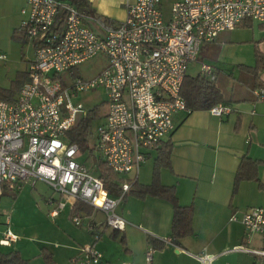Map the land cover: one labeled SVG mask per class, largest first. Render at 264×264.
Returning a JSON list of instances; mask_svg holds the SVG:
<instances>
[{
	"label": "built area",
	"instance_id": "obj_1",
	"mask_svg": "<svg viewBox=\"0 0 264 264\" xmlns=\"http://www.w3.org/2000/svg\"><path fill=\"white\" fill-rule=\"evenodd\" d=\"M162 3H127L124 21L108 28L72 1L25 0L20 29L33 41L35 56L16 97L12 101L0 98V196L3 188L16 191L23 180H42L64 197L49 212L52 218L64 210L66 202L79 201L103 212L107 227L124 230L126 221L116 207L130 183L125 181L117 191L107 189L103 179L81 163L84 151L67 132L77 116L87 111L81 103L74 104V98L98 87L106 91L107 111L97 127L94 148L114 173L122 177L134 173V181L146 152L173 131L174 114L192 112L180 91L187 65L198 59L201 46L245 20L264 23V0H175L168 13ZM88 24L97 25L102 33ZM98 53L106 55L107 64L95 76L68 81L62 75ZM200 69L215 79L210 65L202 64ZM256 94L264 100V90ZM208 111L221 117L231 113L232 107L218 103ZM70 218L81 225L78 213ZM229 220L241 223L245 240L253 234L264 239V206L240 216L232 213ZM87 231L93 240L80 248L72 264H99L102 259L96 247L100 239L96 226L88 223ZM14 240L13 234L6 233L0 244ZM161 240L170 243V239ZM153 253L149 246L147 264ZM254 253L264 256V251ZM196 258L201 264H214L216 256Z\"/></svg>",
	"mask_w": 264,
	"mask_h": 264
},
{
	"label": "crops",
	"instance_id": "obj_2",
	"mask_svg": "<svg viewBox=\"0 0 264 264\" xmlns=\"http://www.w3.org/2000/svg\"><path fill=\"white\" fill-rule=\"evenodd\" d=\"M80 1L82 6L79 10L82 13L95 18L105 27L114 28L124 21L127 3L131 4L135 0ZM173 1L175 0H163L162 7L166 3L169 8ZM23 2L22 8L25 7V0ZM253 23V21H247L239 24L231 31L221 32L215 41L202 45L199 52L200 54L201 52L218 51L217 55L222 52L224 56H230L233 60V70L226 77L233 78L234 71L243 76V79H238L243 88L233 86L228 98L223 95L225 100L229 101L228 105L232 107V112L221 117L214 116L209 111H192L190 114L176 113L173 116L174 129L163 139L170 140L173 145L170 151L171 168H165L167 174H165L164 179L160 172L161 182L164 185L174 187L181 205H192L191 234L180 239L178 246L171 243L165 245H173L176 248V254L182 260L188 261L189 264H201L196 257L202 254L216 256L214 264H252L256 261L261 263L264 259V256L254 253L264 251V244L254 243V238L245 240L241 223L229 220L232 213L240 216L252 207L264 206V164L258 167L260 186L255 181H243L234 192V177L241 157L221 149L233 150L242 156L246 155L264 161V100L258 99L256 93L259 90L252 89L245 84L246 76L241 67L255 64L256 50L264 54V35L258 36L253 29L249 38L230 34L241 28H252ZM259 24L264 25L261 22ZM88 25L97 34L102 33L97 25ZM241 47H249L247 49H249L250 55L242 56ZM212 69L213 74L220 71L216 66ZM25 76L28 78V72H25ZM260 79L264 81V71L260 73ZM217 87L219 88V86ZM220 91L222 92L221 89ZM151 152L154 153L155 157L154 149L147 151L146 157L151 156ZM142 164L136 179L141 184H148L146 175L142 179ZM32 180L31 186H34V181L46 183L42 180ZM22 187L21 181L16 191H20ZM128 195L138 199V202H131L133 206L137 205V208L129 207L116 212L126 221L123 230L125 234L137 230L144 235L146 241L145 255L149 246L156 247V243L148 242V237L151 239H170L172 206L159 197H137L127 193L124 198ZM241 196H244L245 201L240 199ZM50 199L52 202L49 200L48 204L54 209L60 201L55 203L53 198ZM66 205H70L71 209L74 206L69 202H66ZM241 205L245 206L243 211L238 209ZM95 211L98 210L94 209L91 215ZM98 212L104 214L101 211ZM83 214L86 216L85 213ZM104 220L105 215L102 221L90 220L89 223L94 224L97 228L98 225L104 223ZM118 232L122 231L112 230L109 236H116ZM123 237L125 239L124 235ZM240 246L246 250L240 249ZM156 249L159 248L156 247ZM128 251L131 250L128 249ZM181 253L184 256H181ZM239 254L244 255V257L249 255V259L243 260L241 256H237ZM49 260L53 259L50 257ZM152 262L151 260L150 264Z\"/></svg>",
	"mask_w": 264,
	"mask_h": 264
},
{
	"label": "rangeland",
	"instance_id": "obj_3",
	"mask_svg": "<svg viewBox=\"0 0 264 264\" xmlns=\"http://www.w3.org/2000/svg\"><path fill=\"white\" fill-rule=\"evenodd\" d=\"M23 5V0H0V55L4 56V58H0V92L13 91L15 96L17 95L15 92L17 81L27 72L35 54L33 41L25 37L20 29L23 18L20 11ZM162 9L168 13L169 8L166 3ZM253 22L252 28H241L230 34L249 38L253 29L258 36L264 35V25H260L258 21ZM247 48L249 47H241L242 56L250 55ZM217 54L218 51L201 52L196 61L188 63L186 74L196 76L201 72L202 64L216 66L220 71L213 74L216 77L214 81L222 90L224 97L228 98L233 86L243 88L241 82L238 81V79H243V76L234 71V79L226 77L233 70V60L230 56H224L222 52ZM106 64V55L98 53L95 57L62 75L68 81L73 77L91 78ZM73 102L74 104L81 103L84 110L90 112L93 117L90 124L91 134L88 139L89 148L84 151V157L80 161L91 173L95 174L97 160L100 156L97 149L94 148L95 134L107 111V93L103 88L98 87L77 94ZM82 118L84 115H78L76 122ZM153 157L154 153L151 152V156L146 157L145 163L141 166L142 179L146 175L148 183L151 180ZM166 172L165 169L161 170L163 179ZM132 174H126L124 178L133 180ZM32 181V179L23 180V187L20 191L5 188L2 190L0 196V239L6 233H11L15 236V240L8 246L0 244V264H72V259L78 255L80 248L90 244L93 240V235L87 232L89 221H102L104 214L98 211H95L91 216L78 213L81 225L77 226L69 217L70 205H66L59 217L52 218L49 211L53 206H50L48 201L53 198L57 203V201H64V197L54 191L49 184L34 181V186H31ZM240 199L245 201L244 196H241ZM133 201L138 202V199L128 195L120 201L116 211L119 212L120 209L125 210L129 207L136 209L137 205L133 206L131 203ZM238 209L243 211L245 206L241 205ZM96 231L101 236L96 245L104 257L99 264H147L144 255L146 241L142 233L134 230L125 234L122 231L118 232L116 236L110 237L112 229L105 224L98 225ZM123 235L125 236L124 242L121 240ZM250 238L251 240L255 239L254 243L264 244V239L257 234L251 235ZM244 245L246 246V244ZM175 251L176 248L169 244L160 249L155 248L152 264H183V262L189 264L188 261L182 260ZM15 253L18 258L15 257ZM181 256L184 255L181 253ZM237 256H241L243 260L249 259V255L244 257L239 254ZM50 257L53 260H49ZM261 264H264V259Z\"/></svg>",
	"mask_w": 264,
	"mask_h": 264
},
{
	"label": "trees",
	"instance_id": "obj_4",
	"mask_svg": "<svg viewBox=\"0 0 264 264\" xmlns=\"http://www.w3.org/2000/svg\"><path fill=\"white\" fill-rule=\"evenodd\" d=\"M72 3H74L78 9L82 6L80 0H73ZM63 17L64 16L61 14L58 23L59 29L62 27ZM247 21L250 22L251 20H245L242 23ZM25 37L27 36L25 35ZM241 67L243 74L246 76L245 84L255 90H264V81H261L260 79V73L264 71V54L256 50L255 64L253 66ZM25 78L27 79V76H25L24 73L22 78L17 81L15 87L16 93H18L20 87L25 82ZM214 80H211L203 74H198L196 76L185 75L180 93L186 101L187 106L191 108L192 111H208L218 103H229V101L225 100L223 97L222 92L217 87ZM14 97L15 95L13 91L0 92V98L3 100L12 101ZM92 119L93 117L90 112H87L84 118L76 122V124L67 132L70 140L77 143L83 151L89 148L88 139L91 134L90 124ZM172 145L173 144L170 140H161L153 148L155 151V157L153 162L152 179L148 184H141L137 179L134 181L126 180L124 177L117 175L107 166L106 162L103 161L100 156L97 160L95 175L101 177L104 181L105 187L110 190L116 189L117 191L125 181H129L130 189L126 192L125 196L127 193L133 194L137 197L153 196L169 202L172 206L170 243L178 246L179 240L190 235L192 232V205H181L178 201L174 187L164 185L160 181L161 170L171 168L170 151ZM261 164H264V161L243 155L235 172L233 191L236 192L238 185L243 181H255L260 186L258 167ZM93 211L94 209L91 206L77 201L71 209L69 217L75 212H83L86 216H90ZM121 240L122 242L125 241L123 236L121 237ZM148 242L156 243V247L159 249L165 245L161 239H151L150 237H148ZM156 247L154 246V248ZM15 257L18 258L17 253H15Z\"/></svg>",
	"mask_w": 264,
	"mask_h": 264
},
{
	"label": "water",
	"instance_id": "obj_5",
	"mask_svg": "<svg viewBox=\"0 0 264 264\" xmlns=\"http://www.w3.org/2000/svg\"><path fill=\"white\" fill-rule=\"evenodd\" d=\"M180 143H190V142H180ZM180 143H177V144H180ZM222 150L228 152V153H231L233 155H236V156H239V157H242V154L238 153V152H235L233 150H229V149H225V148H221Z\"/></svg>",
	"mask_w": 264,
	"mask_h": 264
}]
</instances>
